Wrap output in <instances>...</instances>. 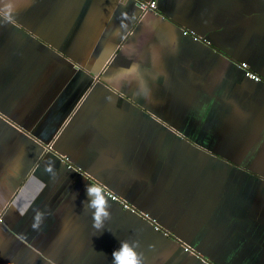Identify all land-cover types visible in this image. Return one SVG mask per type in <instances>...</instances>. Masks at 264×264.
I'll return each instance as SVG.
<instances>
[{"label":"crops","instance_id":"obj_1","mask_svg":"<svg viewBox=\"0 0 264 264\" xmlns=\"http://www.w3.org/2000/svg\"><path fill=\"white\" fill-rule=\"evenodd\" d=\"M149 1L0 0V264H264V0Z\"/></svg>","mask_w":264,"mask_h":264},{"label":"built area","instance_id":"obj_2","mask_svg":"<svg viewBox=\"0 0 264 264\" xmlns=\"http://www.w3.org/2000/svg\"><path fill=\"white\" fill-rule=\"evenodd\" d=\"M141 5H142V7H143L145 10L156 9V8H157V7H156V1H155V0H152V1H149V2H141ZM183 32H184V34H186V35H188V34L190 33L188 30H184ZM194 38H195V39H199V36L194 35ZM204 39L206 40V38H204ZM240 65L245 69L246 75H247L249 78H251V79H253V80H256V81H261V80H263V77H262L261 75H259L258 73H256L255 71H253V70L249 67L248 63H246V62H242ZM106 191H107V194H108L112 199H114V200H121V202H122V204L124 205V207H126V208H130L129 204L126 203L125 201H123L118 195H116L115 193H113V192H111V191H109V190H107V189H106ZM187 248H188V247H187ZM187 250H189V248H188Z\"/></svg>","mask_w":264,"mask_h":264},{"label":"rangeland","instance_id":"obj_3","mask_svg":"<svg viewBox=\"0 0 264 264\" xmlns=\"http://www.w3.org/2000/svg\"><path fill=\"white\" fill-rule=\"evenodd\" d=\"M188 35H190L193 39H195L194 38V35H197V36H199V39H202V40H204L203 39V37H201L199 34H195V33H190V34H188ZM207 40V39H206ZM205 41V40H204ZM57 147V146H56ZM53 149H55V148H53ZM65 156V155H64ZM65 158V157H64ZM122 198V197H121ZM124 198V197H123ZM126 199V198H125ZM126 200H128V199H126ZM135 209H137V207H135ZM134 209V210H135ZM138 211V210H137ZM212 221H210V223H211ZM203 235V234H202ZM239 243V242H238ZM201 248L203 249V251H206L204 248H203V246L201 245ZM188 248L186 247V250H187ZM203 256H205V255H203ZM211 257H212V259L214 260V261H217V262H220V261H218V259H217V257H214L213 255H210ZM206 258H208L207 256H206ZM208 262L210 263V264H213V261L210 259V258H208Z\"/></svg>","mask_w":264,"mask_h":264},{"label":"water","instance_id":"obj_4","mask_svg":"<svg viewBox=\"0 0 264 264\" xmlns=\"http://www.w3.org/2000/svg\"><path fill=\"white\" fill-rule=\"evenodd\" d=\"M45 147H47V149H51V145H46Z\"/></svg>","mask_w":264,"mask_h":264}]
</instances>
